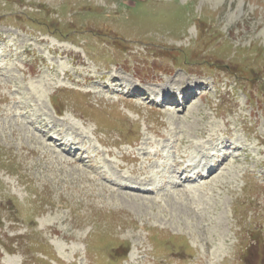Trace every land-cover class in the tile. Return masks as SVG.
<instances>
[{
    "label": "rangeland",
    "instance_id": "obj_1",
    "mask_svg": "<svg viewBox=\"0 0 264 264\" xmlns=\"http://www.w3.org/2000/svg\"><path fill=\"white\" fill-rule=\"evenodd\" d=\"M0 264H264V0H0Z\"/></svg>",
    "mask_w": 264,
    "mask_h": 264
},
{
    "label": "bare ground",
    "instance_id": "obj_2",
    "mask_svg": "<svg viewBox=\"0 0 264 264\" xmlns=\"http://www.w3.org/2000/svg\"><path fill=\"white\" fill-rule=\"evenodd\" d=\"M205 86H206V84H204ZM206 89V87H204L203 88V90H205ZM139 89L138 88H136V95L137 96H143V97H146V95H145V93H143V92H140V91H138ZM155 91H157V90H155ZM161 91V90H160ZM186 93V104L189 102V98L191 97V98H193L195 95H197L198 93H197V90H194V88L193 89H188V91L186 90L185 91ZM158 93H161V92H158ZM167 94H169V92H165V93H162V95H167ZM190 94V96H188ZM171 96H172V99H175L174 98V95L173 94H170ZM167 100H169V98L167 99H165V101H167ZM170 104H173V103H171L170 102ZM48 132V134H50L51 135V137L52 138H54V136H55V139H57V141L59 142V145L61 144V141H62V138H61V133L60 132H58V130L56 131V128L55 127H52V128H50V130H48L47 131ZM45 135V134H44ZM54 135V136H53ZM49 138H50V136H49ZM222 139V138H221ZM68 141H74V138H72V140H70L69 138L67 139ZM228 141V140H227ZM217 142V141H216ZM222 142H225V144L227 143L225 140H222ZM228 144V143H227ZM211 146L212 147H210L209 148V150H211V149H213V150H215V153H213L212 155H210L211 154V152H210V154H202L201 155V157H202V161L204 162V165L205 166H207L206 164L209 162V160H210V158H211V156H215L216 154H217V152H219V151H221L222 149H223V147L225 146V145H223V143L221 144V142H217V144H215V145H213V143L211 144ZM60 147V146H59ZM65 147H68V146H65ZM69 148H71V149H73L72 147H69ZM225 148V147H224ZM75 151H78V150H75ZM80 151V150H79ZM82 151H83V148H82ZM86 157H88V156H86ZM226 159V157H224V159L222 160V161H224ZM222 161H220V162H222ZM219 162V164L218 165H216V166H214V167H210L209 165H208V167H209V173H208V177H212L213 175H215V173H217L216 171H218V169L221 167V163ZM174 165L176 166V167H182V165L180 164V163H174ZM191 168V164H189V165H187L186 167H184L183 168V171H182V173L183 174H185L186 176H185V178H184V180H182V181H179V184L181 185L182 183H184V182H189L190 180H197L199 177H200V174H194V175H190V174H188V172H189V169ZM214 172V173H213ZM145 179V178H144ZM176 179H178V180H180V177H177L176 176ZM138 180V179H137ZM152 181V179H150V182ZM146 182H148V181H143V180H138V181H133L132 183L133 184H138V185H144ZM125 187H122L121 186V188L124 190L125 188H126V186L127 185H124Z\"/></svg>",
    "mask_w": 264,
    "mask_h": 264
},
{
    "label": "trees",
    "instance_id": "obj_3",
    "mask_svg": "<svg viewBox=\"0 0 264 264\" xmlns=\"http://www.w3.org/2000/svg\"><path fill=\"white\" fill-rule=\"evenodd\" d=\"M128 251H129V244H127V248H126V250L123 252V254L121 255V258L126 257L127 254H128Z\"/></svg>",
    "mask_w": 264,
    "mask_h": 264
}]
</instances>
